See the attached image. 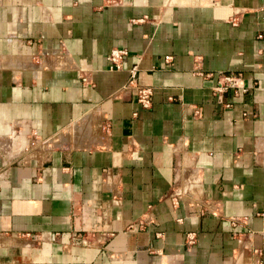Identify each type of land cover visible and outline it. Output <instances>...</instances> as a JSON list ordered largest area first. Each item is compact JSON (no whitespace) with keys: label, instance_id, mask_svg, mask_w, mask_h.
Listing matches in <instances>:
<instances>
[{"label":"crops","instance_id":"1","mask_svg":"<svg viewBox=\"0 0 264 264\" xmlns=\"http://www.w3.org/2000/svg\"><path fill=\"white\" fill-rule=\"evenodd\" d=\"M0 264H264V0H0Z\"/></svg>","mask_w":264,"mask_h":264},{"label":"built area","instance_id":"2","mask_svg":"<svg viewBox=\"0 0 264 264\" xmlns=\"http://www.w3.org/2000/svg\"><path fill=\"white\" fill-rule=\"evenodd\" d=\"M125 53L126 50L122 48L111 49L107 55V59L109 61L108 67L110 69L121 68L122 58ZM166 57L169 58L170 56L167 55ZM208 74L210 75L211 72ZM216 77L217 79H216V83L213 86V89L217 93H222L229 88L234 89V91H238V89L244 88V85L241 82L242 78L239 73L218 70ZM135 80H136V70H135V66H133L129 69V80L127 84H134L137 100L143 106H149L151 103L152 87L138 85ZM187 237L189 241H191L193 239V234L189 233Z\"/></svg>","mask_w":264,"mask_h":264}]
</instances>
